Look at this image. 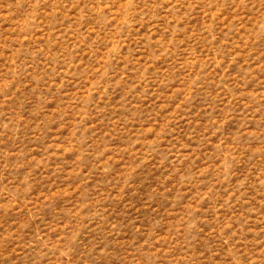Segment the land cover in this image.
I'll list each match as a JSON object with an SVG mask.
<instances>
[{"label":"rangeland","instance_id":"rangeland-1","mask_svg":"<svg viewBox=\"0 0 264 264\" xmlns=\"http://www.w3.org/2000/svg\"><path fill=\"white\" fill-rule=\"evenodd\" d=\"M0 264H264V0H0Z\"/></svg>","mask_w":264,"mask_h":264}]
</instances>
